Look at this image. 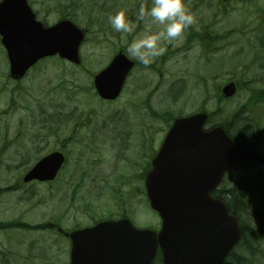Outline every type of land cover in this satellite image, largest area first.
I'll use <instances>...</instances> for the list:
<instances>
[{"label": "rangeland", "instance_id": "rangeland-1", "mask_svg": "<svg viewBox=\"0 0 264 264\" xmlns=\"http://www.w3.org/2000/svg\"><path fill=\"white\" fill-rule=\"evenodd\" d=\"M29 3L46 26L66 18L86 30L80 58L89 72H99L121 49L137 61L120 97L103 101L92 90L89 73L67 62H43L23 80L12 81L0 44V264H68L69 243L50 225L72 231L127 213L136 227L159 229V218L145 196L132 195L129 180L143 163L150 164L172 116L204 109L211 116L209 126L229 123L232 134L240 126L233 120L239 112V119H264V0ZM134 11H143V20L129 27L124 14ZM216 11L227 12L220 17ZM216 21L224 41L217 53L205 57L206 49L202 56L200 33ZM172 36L174 46H168ZM195 40L197 45L187 49ZM170 49L175 56L156 70ZM159 71L165 75L159 77ZM233 72L240 90L220 103V85ZM256 96L252 112L248 103ZM62 149L69 162L63 178L48 185L22 183L40 158ZM259 150L264 153V141ZM247 170L232 169L231 178L224 179L227 188Z\"/></svg>", "mask_w": 264, "mask_h": 264}, {"label": "water", "instance_id": "water-1", "mask_svg": "<svg viewBox=\"0 0 264 264\" xmlns=\"http://www.w3.org/2000/svg\"><path fill=\"white\" fill-rule=\"evenodd\" d=\"M0 38L10 78L18 81L47 57L58 55L80 64L84 33L68 20L44 27L26 0H3ZM133 66L122 52L115 55L93 77L98 97L115 100ZM235 93L234 83L222 89L225 99ZM207 119L205 113L176 119L145 175L149 207L159 217L160 229H138L121 219L71 232L69 264H153L157 252L162 264H223L238 244L241 230L238 218L211 193L230 168L255 160L259 154L249 143L234 142L222 127L204 130ZM63 162L61 153H51L22 181H52Z\"/></svg>", "mask_w": 264, "mask_h": 264}, {"label": "trees", "instance_id": "trees-1", "mask_svg": "<svg viewBox=\"0 0 264 264\" xmlns=\"http://www.w3.org/2000/svg\"><path fill=\"white\" fill-rule=\"evenodd\" d=\"M258 101L256 96L248 103L252 112H256L252 107L257 105ZM239 113L233 119L237 125H240L237 134L236 132L233 133L236 138L232 136L233 134H229V123L223 125L226 132L239 142L248 140H252L254 143L263 142L264 126L260 123L264 122V119L259 120L255 117L239 119ZM251 164L252 166L248 167L247 171L242 172V177L235 180L230 187L227 188L225 181H223L221 187L212 194L214 197L223 200L230 213L235 215L240 222L241 238L239 244L229 254L224 264H262L264 261V153ZM229 176L226 178L230 179ZM1 193L3 190H0ZM1 227L3 224H0ZM22 227L30 229V227ZM37 229L43 228L38 227ZM159 261L161 262L160 254L157 253L154 263L158 264Z\"/></svg>", "mask_w": 264, "mask_h": 264}, {"label": "flooded vegetation", "instance_id": "flooded-vegetation-1", "mask_svg": "<svg viewBox=\"0 0 264 264\" xmlns=\"http://www.w3.org/2000/svg\"><path fill=\"white\" fill-rule=\"evenodd\" d=\"M142 12L143 11H134L133 13H130V15H129V13H125L124 14L123 22L125 24H128L129 27L131 26V23H137L138 25L141 24L142 23V20H143V16L141 15ZM192 12H196V11H192ZM216 12L220 15V17H223V15L227 11H216ZM243 12L250 13V12H255V11H243ZM168 16H171L172 18H174V12L173 11H168ZM216 23H217V21L212 26L205 25L204 28L202 29V32L200 33V36H202V39L200 38V40L205 43V47L202 50L203 51L202 56L206 52V49H208L209 52L208 53H205V57H206V55H210V54L217 53L220 50V47L218 45L222 41H224V34L223 33L218 34V29H215L214 28L215 25H216ZM173 27L175 28V25L174 24H173ZM212 29H213V31L211 33H208V31H210ZM194 32L197 34L199 31L198 30L197 31L194 30ZM263 35H264V31H263ZM208 40H212V41L209 42ZM197 42H198L197 40L193 41V44H191L189 46V47H192V48H188L187 47V49H189V50L190 49H193L194 46L197 45ZM174 43H175V37L172 36L171 37V41L169 42L168 46H174ZM201 45H202V48H203V43H201ZM219 54H222V52H219ZM174 56H175V51H173L171 49L169 51H167V53H164L163 56L161 57L162 60L160 61V64L158 65V68L156 70H160L161 66L165 65L166 61L168 63H170V60ZM205 60H206L205 62L208 61L206 58H205ZM134 62H137V61H134ZM261 71L263 72V69H261ZM159 72H160L159 77H163L165 75L163 73L164 71H159ZM234 75H235V72L232 73V76L228 80H226V81L225 80H222V82H224V81L225 82H234V83H236L238 85L239 79H238V77L235 78ZM223 86H224L223 84L220 85L219 93H220V91H221V89H222ZM160 145L158 146V149L153 153V156H152V158L150 160V164L148 166L146 165V167H144V163H143V167L142 168H141V164L142 163L141 164H138V167L136 166L137 167L136 168V171L140 170V168H141V171H140V174L139 173H134L133 178L131 180H129L130 185H131V189H132V195L141 196L142 198L145 196V187H144V184H145V174L150 170V168H151V161L153 160V158L157 154ZM257 148L259 150V147H257ZM54 152L61 153L64 156V158H65L64 159V162H63V165L61 166L60 170L58 171V174H57L55 180L53 182H43V183H39L37 181H32V182H30L31 184H34V183L44 184V185L52 184V183L56 182L57 180H60V178H63V175L66 174V173H64V169L66 168L67 164L69 163V162L66 163L67 162L66 152L64 151V149L59 150V151H54ZM51 153H53V152H51ZM260 162H262L261 159H260ZM248 165L249 164H247V165H240L239 167L247 168ZM145 169H146V171H143ZM123 180H126L125 176L120 181L116 180V183L121 182ZM30 183H28V184H30ZM124 184L127 185V182L124 181ZM145 199H146V197H145ZM146 202H147V200H146ZM147 204H148V202H147ZM121 219H128V220H130L132 222L133 225H135L134 222H133V220H132V216H129L127 213L126 214H123L122 213L120 215H112L111 217L105 218V219H99V218L98 219H95V220H93L94 222L92 223V225L87 226V227L76 226L72 231L71 230L70 231H64L63 229H61L58 226L55 229H56L58 235L61 236L62 238H64L70 244L68 235L71 232H73V231H76V230H79V229H82V228L92 227V226H95L96 224H99L101 222H106V221H119Z\"/></svg>", "mask_w": 264, "mask_h": 264}]
</instances>
